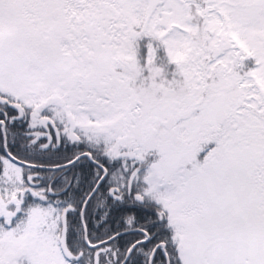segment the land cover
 <instances>
[{"label": "snow or ice", "instance_id": "1", "mask_svg": "<svg viewBox=\"0 0 264 264\" xmlns=\"http://www.w3.org/2000/svg\"><path fill=\"white\" fill-rule=\"evenodd\" d=\"M0 264H264V0H0Z\"/></svg>", "mask_w": 264, "mask_h": 264}]
</instances>
